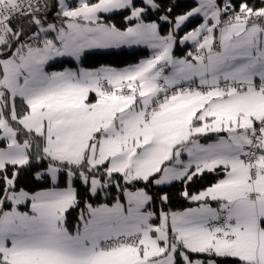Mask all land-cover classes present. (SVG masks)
Listing matches in <instances>:
<instances>
[{
	"label": "snow or ice",
	"instance_id": "6c2138e0",
	"mask_svg": "<svg viewBox=\"0 0 264 264\" xmlns=\"http://www.w3.org/2000/svg\"><path fill=\"white\" fill-rule=\"evenodd\" d=\"M159 9L158 0H0V264H264V0H199L178 16L169 7L158 18L166 35L145 22ZM121 10L130 26L103 21ZM197 15L203 23L179 38ZM186 42L194 51L175 56ZM134 44L153 55L124 69L46 70L58 57ZM35 167L36 179L67 187L18 188ZM217 170L222 179L188 191ZM121 180L132 186L126 203H87L69 227L81 203L73 181L97 196ZM176 181L196 207L165 210L169 193L148 190Z\"/></svg>",
	"mask_w": 264,
	"mask_h": 264
},
{
	"label": "trees",
	"instance_id": "16d2710c",
	"mask_svg": "<svg viewBox=\"0 0 264 264\" xmlns=\"http://www.w3.org/2000/svg\"><path fill=\"white\" fill-rule=\"evenodd\" d=\"M158 2L161 4V9L149 11L146 14L145 21L160 23L161 33L163 34L168 33L171 28V25L161 22L158 18L162 15L169 14L166 11L167 8H172V12L169 14L170 16H178L186 13L187 11H190L191 9L197 6V2L193 0H158ZM222 2L223 0H218V3L222 4ZM249 2L256 6L261 5V0H249ZM136 3L137 5H140L141 1H137ZM126 15H128L127 11L121 12L119 14L103 16V21L105 23L115 24L118 28L125 29L126 27L130 26L129 22L125 19ZM49 19H55L54 13L49 15ZM202 21L203 20L201 18L191 20L185 27V30H194L198 27L199 24L202 23ZM193 49L194 47L192 46H187L185 48H180L179 46H177L175 52L179 55H185L187 53V50ZM148 57L149 51L146 48H138L133 50L123 48L108 52H91L87 53L86 56L81 60L80 66L87 69H97L103 66L123 68L136 65L140 61ZM65 67L77 68L78 65L73 60H64L61 63L60 68L62 69ZM37 171H42V167H35L32 171L25 173L23 178L18 183V188H22L25 191H28L29 193H36L38 191L50 188V178L48 177L47 179H36L35 172ZM222 177L223 173H220L219 170H217V172H205L202 176L194 178L193 181L189 182L187 185V189L190 193H197L203 191L211 185L215 184ZM65 185L66 180H60V186L62 187ZM74 185L77 188L78 198L81 200V203L67 213L69 224L72 223V218L77 217L78 207L82 206V204L86 201L87 198H89V200H91L95 204L101 203L103 201L111 203L112 200H115V197H112V200H104L100 196H98L96 199H93L90 193L88 192L86 186L83 185L82 182L74 181ZM136 186L144 187L145 185L141 182ZM184 188L185 185L181 181L175 182L171 185L164 187H159L156 185L148 186V190L153 194H158L161 189L169 193L170 201L166 206L163 207L165 208V210L171 211L185 210L195 204L181 195V192L184 190ZM161 207L162 206L159 200L156 199L154 201V204L152 205L153 210L158 211Z\"/></svg>",
	"mask_w": 264,
	"mask_h": 264
},
{
	"label": "rangeland",
	"instance_id": "374dc122",
	"mask_svg": "<svg viewBox=\"0 0 264 264\" xmlns=\"http://www.w3.org/2000/svg\"><path fill=\"white\" fill-rule=\"evenodd\" d=\"M137 1H141V0H136V2ZM193 1H195V2H197V6H198V4H199V0H193ZM69 3L70 4H72V5H76V4H78V0H69ZM217 3H218V0H217ZM196 6V7H197ZM124 11H127V10H121V11H117V12H113V13H108V14H102V19L104 20V17L103 16H108V15H112V14H119V13H121V12H124ZM197 18H201L202 20H203V16L202 15H197V16H194V17H190L189 18V20L188 21H186L185 22V24L182 26V28H181V30L179 31V33H178V37L179 38H182L183 37V35H185L187 32H190V31H192V30H189V31H186L185 30V27L187 26V24L191 21V20H194V19H197ZM146 23H150V22H147V21H145ZM202 23H203V21H202ZM200 25V24H199ZM199 25H198V27H199ZM123 30V29H122ZM170 30H171V28H170ZM169 30V31H170ZM168 31V32H169ZM162 35H166V34H163V33H161ZM177 46H179L180 48H185V47H187V46H192V47H194V45L191 43V42H186V43H183V44H180V43H178L176 46H175V48L173 49V54L175 55V56H177V57H180V58H183V57H185V56H187V54H188V52H190L191 50H187V53L185 54V55H179L178 53H176L175 52V50H176V48H177ZM123 48H126V49H129V50H133V49H138V48H146V49H148V51H149V57L148 58H150L152 55H153V49H151L150 47H148L146 44H138V45H122V46H120V47H113V48H107V49H91V50H89V52L88 53H91V52H108V51H112V50H119V49H123ZM148 58H146V59H148ZM83 59V58H82ZM64 60H73L72 58H69V57H58L56 60H53V61H50V63H49V66L47 67V71H63V70H65V69H73V70H75L76 68H69V67H65V68H60V65H61V63L64 61ZM145 60V59H144ZM73 61H75V60H73ZM76 62V61H75ZM77 63V65H78V67L77 68H79V67H81L80 66V63H81V61L80 62H76ZM103 67H110V66H103ZM124 68H126V67H123V68H116V69H124ZM90 70H94V69H90ZM92 98V96L90 95V99ZM210 136L211 137H215V134H210ZM202 142H205V141H203L202 140ZM210 142V141H209ZM183 159H185V160H187V155L186 154H184V156H183ZM221 173V172H220ZM50 178V177H49ZM223 178V177H222ZM221 178V179H222ZM50 180H51V178H50ZM176 182H179V181H176ZM175 183V182H174ZM73 186L74 187H76L75 185H74V181H73ZM164 186H168V185H163V186H159V187H164ZM53 187H59V188H65V187H67V182H66V185L65 186H60V180H58L57 182H56V184H53V182L51 181V187L50 188H48V189H51V188H53ZM125 187H128V188H132V186H130V185H124V183H123V181L121 180V188H116L114 185L113 186H110L108 189H106L105 191H102V192H99L98 193V195L97 196H92L91 194V197L93 198V199H96L98 196H100L101 198H103L104 200L106 199V200H110L112 197H115V200H112V202L111 203H109V202H107V201H103V202H101V203H109V204H112V203H115V201H116V199L118 198V199H120V201L122 202V203H126V197L124 196V193H123V188H125ZM135 187H138V186H136L135 185ZM48 189H44V190H41V191H45V190H48ZM77 189V188H76ZM38 192H40V191H38ZM32 194H34V193H32ZM192 202V201H191ZM87 203H92L94 206L95 205H98V204H101V203H97V204H95V203H93L91 200H89V198H87L86 199V201L82 204V206H79L78 207V214H77V217H75V218H72V220H71V224H69V227L71 228L73 225H75V224H77L78 222H79V215H80V212H81V210H83V211H85V213H86V204ZM193 203H195V202H193ZM9 206V207H8ZM197 206V204L195 203L193 206H191V207H196ZM215 206V205H214ZM191 207H189V208H191ZM10 208H11V204L9 203L8 205H7V208H6V210H10ZM188 209V208H187ZM19 210L20 211H30V202L29 203H26V204H23V205H20L19 206ZM71 210V209H70ZM69 210V211H70ZM186 210V209H185ZM181 211H184V210H181ZM68 217V216H67Z\"/></svg>",
	"mask_w": 264,
	"mask_h": 264
},
{
	"label": "built area",
	"instance_id": "2783aa9c",
	"mask_svg": "<svg viewBox=\"0 0 264 264\" xmlns=\"http://www.w3.org/2000/svg\"><path fill=\"white\" fill-rule=\"evenodd\" d=\"M191 51H194V49H193V50H191Z\"/></svg>",
	"mask_w": 264,
	"mask_h": 264
}]
</instances>
